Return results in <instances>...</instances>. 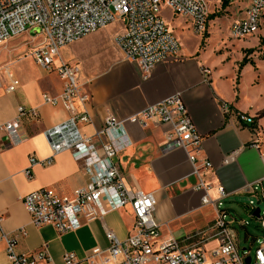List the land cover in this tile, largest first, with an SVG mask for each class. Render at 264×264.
Returning <instances> with one entry per match:
<instances>
[{
	"label": "crops",
	"instance_id": "crops-1",
	"mask_svg": "<svg viewBox=\"0 0 264 264\" xmlns=\"http://www.w3.org/2000/svg\"><path fill=\"white\" fill-rule=\"evenodd\" d=\"M122 31V23L114 20L61 47L54 60V66L67 62L79 68V83L89 95L85 109L90 116L88 124L80 125L81 131L95 135L108 115L126 119L179 92L196 131L202 136L197 157L211 162L205 180L229 193L226 208L241 218L243 211L251 219L246 205L252 196L245 189L261 182L264 193V116L258 117L264 109V91L256 66L263 61L250 60L255 64L253 79L242 86L240 74L247 63L236 74L225 71L197 45L188 52L180 48L178 57L158 63L150 76L143 78L137 65L126 60L115 43L116 35ZM202 67L211 69L208 81L202 77ZM40 69L45 76L19 77L12 69L20 87L11 93L0 88V124L15 119L18 106L38 111L37 118H21L20 143L11 144L5 133L0 132V264H11L5 252L7 239L15 240V250L20 253L45 247L53 264H63L66 252L82 260L93 248H105L106 229L121 240L132 229L129 205L108 212L102 219L82 220L77 229L64 233H57L50 225L37 227L30 222L21 200L25 194L49 188L60 195H71L88 181L82 161L74 159L69 151L55 155L50 165L29 162L31 156L40 161L51 156L44 131L67 118L61 103L50 104L42 99L43 93L59 95L62 80L56 71ZM0 79L3 88V74ZM224 103L229 107L227 113L221 109ZM236 112L253 116L254 125L238 121ZM169 130L170 126L157 120H147L144 126L125 121L118 131L125 147L114 161L127 187L153 193L154 216L162 238L187 239L188 243L208 251L217 245L209 232L216 211L211 204H201V192L194 189L197 178L187 153L181 148L164 150L165 133ZM227 156L230 159L224 162ZM26 170L29 177L24 173ZM210 195H216L214 189ZM257 207L263 208L264 200L257 202Z\"/></svg>",
	"mask_w": 264,
	"mask_h": 264
},
{
	"label": "built area",
	"instance_id": "built-area-1",
	"mask_svg": "<svg viewBox=\"0 0 264 264\" xmlns=\"http://www.w3.org/2000/svg\"><path fill=\"white\" fill-rule=\"evenodd\" d=\"M240 0H0V43L26 34L33 44L30 56L46 71H56L63 82V90L57 96L42 94L46 103H61L67 118L44 131L51 156L45 160L29 158L30 164L50 165L54 156L71 152L74 159L82 161L87 183L75 189L71 195H60L53 189L39 188L22 197L30 222L39 227L52 226L57 233L77 229L82 220L102 219L108 212L129 205L133 215L130 234L123 240L111 230H105L107 246L95 247L85 259L79 260L72 252L63 255V264H264V207L255 216L256 203L264 200L261 182L245 190L252 196L246 205L251 219H257L261 238L248 234L247 248H240L238 228L249 226V219L239 217L225 206L229 193L222 186H212L204 175L211 167L206 158L198 159L202 136L196 131L188 110L179 92L148 105L126 119L108 115L103 127L95 135H86L80 125L90 122L85 109L89 95L79 83V68L76 64L60 62L54 66L59 49L82 36L104 27L114 20L122 23V33L116 35L115 43L124 58L134 62L142 77L150 76L158 63L178 57L180 44L161 16L165 7L172 14L186 18L197 34L205 33L209 13ZM264 15V0H248L243 14L229 25V36L242 39L257 33ZM38 29L39 32H36ZM34 30V35L30 31ZM5 84L0 88L11 93L20 87V81L9 64L0 65ZM202 77L208 81L211 69L202 67ZM224 113L229 112L226 103L221 105ZM238 121L254 125V117L246 113H234ZM23 116L38 117L36 108L17 107L13 120L0 124L11 144L22 141ZM157 120L170 126L165 133L164 150L181 148L187 153L192 173L197 182L194 189L201 192V204H211L216 217L209 227L217 245L206 251L187 239L161 237L160 225L154 216L153 193L133 190L124 183L122 173L114 161L125 147L118 131L125 121L144 126L147 120ZM96 138V139H95ZM230 156L224 159L227 162ZM29 177V172H24ZM214 189L216 195H210ZM23 234L24 231H22ZM252 250L254 252L252 253ZM6 258L11 264H53L45 247L20 253L15 250V240L7 239Z\"/></svg>",
	"mask_w": 264,
	"mask_h": 264
},
{
	"label": "rangeland",
	"instance_id": "rangeland-1",
	"mask_svg": "<svg viewBox=\"0 0 264 264\" xmlns=\"http://www.w3.org/2000/svg\"><path fill=\"white\" fill-rule=\"evenodd\" d=\"M246 3L247 0H240L238 3L227 5L224 8L221 7L209 13L206 31L202 34L195 33L186 18L172 14L165 7L161 8V16L179 41L182 50L185 52L191 51L202 43L200 48L205 49L204 53L207 58L211 62L221 65L225 71L229 70L236 74L244 56V50H249L250 52L247 53L249 60L263 61L262 64L257 63L256 66L258 68L257 75L261 79L260 85L264 91V15L259 30L254 35L242 39H233L229 36L230 23L243 14ZM38 41H40V37H37L32 44L31 39L23 34L1 42L0 65L9 64L19 77L45 76L46 73L40 69V66L30 56L31 48ZM254 65L252 61H249L242 69L240 74L242 86L251 83ZM240 213L244 219H249L243 211ZM258 224V221L249 219L248 230L261 238V232L256 227ZM238 232L239 247L247 248L249 243L244 242V230L238 228ZM253 252L254 250H252Z\"/></svg>",
	"mask_w": 264,
	"mask_h": 264
},
{
	"label": "trees",
	"instance_id": "trees-1",
	"mask_svg": "<svg viewBox=\"0 0 264 264\" xmlns=\"http://www.w3.org/2000/svg\"><path fill=\"white\" fill-rule=\"evenodd\" d=\"M227 3H223L222 7H226ZM212 16V15H211ZM202 45V43L200 44V46ZM250 52L249 50H244V56L242 58V61L239 64V68H241L243 65H245L246 63H248L250 60L247 58V53ZM264 116V109H262L259 113H258V117H263ZM248 234H250V232L246 229L245 233H244V242H246Z\"/></svg>",
	"mask_w": 264,
	"mask_h": 264
},
{
	"label": "water",
	"instance_id": "water-1",
	"mask_svg": "<svg viewBox=\"0 0 264 264\" xmlns=\"http://www.w3.org/2000/svg\"><path fill=\"white\" fill-rule=\"evenodd\" d=\"M35 31H36V32H39L38 29H35ZM35 31H34V30H31V31L29 32L30 35H34ZM258 213H259V208L257 207V208H255V211H254L255 216H257ZM245 262H246V264H249V263H250V257L245 258Z\"/></svg>",
	"mask_w": 264,
	"mask_h": 264
}]
</instances>
